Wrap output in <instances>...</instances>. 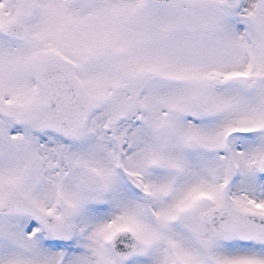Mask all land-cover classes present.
I'll use <instances>...</instances> for the list:
<instances>
[{"label":"snow or ice","instance_id":"obj_1","mask_svg":"<svg viewBox=\"0 0 264 264\" xmlns=\"http://www.w3.org/2000/svg\"><path fill=\"white\" fill-rule=\"evenodd\" d=\"M0 264H264V0H0Z\"/></svg>","mask_w":264,"mask_h":264}]
</instances>
